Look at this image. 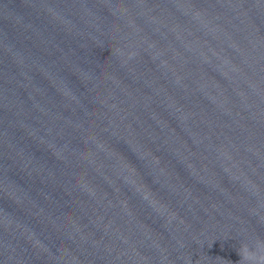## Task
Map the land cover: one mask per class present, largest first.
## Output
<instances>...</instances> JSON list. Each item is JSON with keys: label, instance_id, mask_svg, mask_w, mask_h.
<instances>
[{"label": "water", "instance_id": "1", "mask_svg": "<svg viewBox=\"0 0 264 264\" xmlns=\"http://www.w3.org/2000/svg\"><path fill=\"white\" fill-rule=\"evenodd\" d=\"M258 241L264 0H0V264Z\"/></svg>", "mask_w": 264, "mask_h": 264}, {"label": "clouds", "instance_id": "2", "mask_svg": "<svg viewBox=\"0 0 264 264\" xmlns=\"http://www.w3.org/2000/svg\"><path fill=\"white\" fill-rule=\"evenodd\" d=\"M241 260L239 264H264V242H257L255 250L248 244H241L239 248Z\"/></svg>", "mask_w": 264, "mask_h": 264}]
</instances>
